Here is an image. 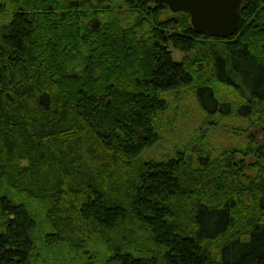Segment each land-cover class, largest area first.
<instances>
[{
    "label": "trees",
    "instance_id": "trees-1",
    "mask_svg": "<svg viewBox=\"0 0 264 264\" xmlns=\"http://www.w3.org/2000/svg\"><path fill=\"white\" fill-rule=\"evenodd\" d=\"M120 1L136 23L123 24L114 0H9L0 264H35L43 247L84 264H264V0H244L227 38L162 3ZM172 49L193 58L178 61ZM214 83L246 95L237 114L262 124L250 189L226 175L236 173L229 161L139 157L161 137L155 118L168 91L189 84L210 116L233 113Z\"/></svg>",
    "mask_w": 264,
    "mask_h": 264
},
{
    "label": "rangeland",
    "instance_id": "rangeland-1",
    "mask_svg": "<svg viewBox=\"0 0 264 264\" xmlns=\"http://www.w3.org/2000/svg\"><path fill=\"white\" fill-rule=\"evenodd\" d=\"M6 2L7 9L0 14V23L10 20L12 9L9 0ZM94 2L100 0H93ZM118 7L114 13L120 16L123 24L136 23L138 17L131 13L129 6L120 0H114ZM9 8V9H8ZM165 12V14L169 15ZM104 13V18L109 16ZM137 18V19H136ZM174 58L178 61L193 58V52L182 53L172 49ZM215 94L221 102H228L234 108L230 115L212 114L204 108L200 97L194 91L193 86L183 85L178 90L165 93L167 108L156 118V126L160 139L151 147L144 149L140 154L141 160L177 157L178 152L194 167H198L202 157L219 159L220 167L226 168V162H232L236 173L226 175L235 176L241 189H250L253 181L259 174L260 162L254 154L256 146L260 142L262 124L253 115L247 118L237 114V108L246 104L247 97L242 95L238 89L225 84L214 83ZM254 138V142L251 139ZM244 167L238 164L242 163ZM223 174V176H226ZM231 177V176H230ZM244 187V188H243ZM253 191L246 192L245 203L250 204ZM36 207L39 204L34 203ZM245 206V204H244ZM43 256L35 264H84L85 259H74L55 250L42 248ZM59 252L60 254H57Z\"/></svg>",
    "mask_w": 264,
    "mask_h": 264
},
{
    "label": "water",
    "instance_id": "water-1",
    "mask_svg": "<svg viewBox=\"0 0 264 264\" xmlns=\"http://www.w3.org/2000/svg\"><path fill=\"white\" fill-rule=\"evenodd\" d=\"M167 5L171 12H187L200 33L231 37L242 24L244 0H146Z\"/></svg>",
    "mask_w": 264,
    "mask_h": 264
}]
</instances>
